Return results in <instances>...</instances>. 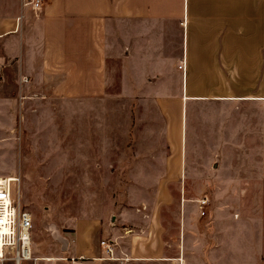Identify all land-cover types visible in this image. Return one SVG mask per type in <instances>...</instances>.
I'll list each match as a JSON object with an SVG mask.
<instances>
[{
  "label": "rangeland",
  "instance_id": "obj_1",
  "mask_svg": "<svg viewBox=\"0 0 264 264\" xmlns=\"http://www.w3.org/2000/svg\"><path fill=\"white\" fill-rule=\"evenodd\" d=\"M113 57L98 97L22 92L9 70L0 79V178H18L13 195L31 218L32 257H70L72 229H162L166 240L174 229H198L203 245L217 236L220 253L252 243L264 264V138L251 129L255 111L219 106L217 125L210 101H186L184 118L178 89L137 86Z\"/></svg>",
  "mask_w": 264,
  "mask_h": 264
},
{
  "label": "crops",
  "instance_id": "obj_2",
  "mask_svg": "<svg viewBox=\"0 0 264 264\" xmlns=\"http://www.w3.org/2000/svg\"><path fill=\"white\" fill-rule=\"evenodd\" d=\"M19 1L0 0V62L22 92L101 96L114 56L137 86L178 89L184 118L186 101H210L217 125L219 106L248 105L264 138V0H45L39 11ZM197 232L174 229L166 240L162 229H72L67 250L82 264H257L252 243L220 253L217 236L203 245Z\"/></svg>",
  "mask_w": 264,
  "mask_h": 264
},
{
  "label": "built area",
  "instance_id": "obj_3",
  "mask_svg": "<svg viewBox=\"0 0 264 264\" xmlns=\"http://www.w3.org/2000/svg\"><path fill=\"white\" fill-rule=\"evenodd\" d=\"M22 9L39 11L45 0H20ZM20 16L17 17V21ZM183 70V63L177 65ZM2 77V64L0 62V79ZM20 81L25 82V78ZM18 182V178H0V264H20L21 262L34 260L31 252V218L30 215L20 209L19 202L14 198L13 187ZM198 209L202 216L205 200L198 201ZM99 248L103 255L111 257L112 245L110 243L99 242ZM55 261L65 264H82L85 259L82 257L54 258Z\"/></svg>",
  "mask_w": 264,
  "mask_h": 264
},
{
  "label": "bare ground",
  "instance_id": "obj_4",
  "mask_svg": "<svg viewBox=\"0 0 264 264\" xmlns=\"http://www.w3.org/2000/svg\"><path fill=\"white\" fill-rule=\"evenodd\" d=\"M35 261H46V262H50V261H55L54 258H35Z\"/></svg>",
  "mask_w": 264,
  "mask_h": 264
}]
</instances>
